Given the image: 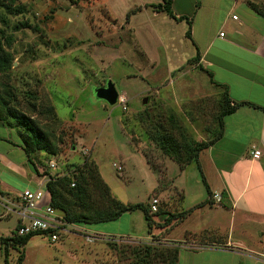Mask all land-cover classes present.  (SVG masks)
<instances>
[{
	"label": "rangeland",
	"instance_id": "rangeland-1",
	"mask_svg": "<svg viewBox=\"0 0 264 264\" xmlns=\"http://www.w3.org/2000/svg\"><path fill=\"white\" fill-rule=\"evenodd\" d=\"M159 1L3 0L11 9L19 7L21 11L8 12L4 4L0 6V39L9 35L10 44L5 49L12 57V65L0 81L11 87L14 104L33 117L57 145L54 156L44 151L33 153L35 168L53 173L47 167L48 160L56 162L57 171L89 156L111 194L120 201L148 204L151 197H156L159 208H191L186 215L189 218L170 229L167 236L181 241L182 231L188 228L194 233L187 232L185 236L198 239L199 235L200 240H205L207 234L202 230L213 225L197 209L208 204V193L196 161L179 170L153 141L142 140L139 146L131 143L121 118L128 115L130 121L143 109L160 114L161 119L172 114L193 139L209 138L222 89L215 84L217 75L210 76L209 68L199 69L192 59L194 44L198 46L200 36L207 35L212 40L210 53L223 50L232 58L240 50L224 45L219 32L225 37L235 36L230 34L231 29L242 20L246 21L241 28L244 34L235 38L251 40L261 21L247 9L246 0H171L172 13L182 15L180 20L154 11L151 5ZM249 1L264 11V0ZM232 14L238 21L231 20ZM249 17H257L254 19L260 23ZM186 18L191 19L194 44L184 36ZM106 81L112 83L117 96L124 97L125 110L117 101L109 105L93 95V89L104 86ZM29 94L36 98L34 111L29 106L33 102ZM144 97L147 100L142 104ZM48 105L54 108L55 122L42 109ZM5 137L8 139L0 140L1 148H8L12 142L20 144L15 127L0 125V138ZM228 145L224 139L215 147L228 150ZM84 148L88 149L86 154L82 153ZM22 167L33 175V166L27 160ZM204 171L209 180H215L206 167ZM38 188L44 189V185ZM15 190H19L18 185ZM196 202L201 205L194 207ZM165 216L156 214L152 219L160 223ZM15 218L12 213L0 218L1 237L11 234L17 224ZM161 230L152 227L154 241H158ZM149 235L142 212L134 210L110 221L73 224L54 242L47 235H32L20 248L22 262L129 264V258L120 250L138 242H151ZM2 249L0 246V264ZM19 251L17 247L8 249L7 264H18ZM208 257L206 251L204 264H208ZM212 262L216 264V258Z\"/></svg>",
	"mask_w": 264,
	"mask_h": 264
},
{
	"label": "crops",
	"instance_id": "crops-1",
	"mask_svg": "<svg viewBox=\"0 0 264 264\" xmlns=\"http://www.w3.org/2000/svg\"><path fill=\"white\" fill-rule=\"evenodd\" d=\"M257 17L261 23L254 19ZM257 17H249L251 21L261 24L251 40L235 38L244 34L241 28L246 21L239 20L231 29L230 34L235 36L225 37L219 32L224 45L240 50L232 58L223 50L210 53L212 40L207 35L200 36L199 45H195L199 52L196 63L206 70L209 68L212 76L214 73L217 75V83L226 86L232 101H247L258 107L240 105L225 115L222 118V136L198 154L196 164L209 194L205 199L208 204L197 209L206 215L213 226H206L207 229L202 230L207 234L205 240H200L199 235V240L185 236L187 232L194 233L188 228L182 231L181 241L180 238L165 237L167 241L180 243L176 264L181 261L183 264H204L206 251H209L208 264H215L210 263L215 258L216 264H264V110L259 108H264V16ZM231 20L238 21V17ZM6 139L0 138L1 141ZM224 139L229 142L230 148L217 150L215 146ZM9 145L6 149L0 147V196L5 197L6 194L11 198L23 188L39 187L46 177H40L34 171L33 175L27 172L22 167L27 160L23 150L17 142ZM254 148L260 151L258 158L250 155ZM203 154L206 159L201 157ZM204 167L216 177L215 180L214 177L211 179L213 181L208 179ZM17 185L19 190L16 191ZM214 192L220 193L218 201L212 197ZM0 207V218L7 216L2 202ZM188 218L186 216L184 221ZM15 221L16 224L17 217ZM210 252H214L211 253L213 255Z\"/></svg>",
	"mask_w": 264,
	"mask_h": 264
},
{
	"label": "trees",
	"instance_id": "trees-1",
	"mask_svg": "<svg viewBox=\"0 0 264 264\" xmlns=\"http://www.w3.org/2000/svg\"><path fill=\"white\" fill-rule=\"evenodd\" d=\"M2 1L0 0V6L4 4L8 12L16 11L18 13L21 11L19 7L11 9L9 5L2 3ZM246 5L254 13L264 16V11L256 7L251 1L246 0ZM151 6L154 11H163L170 18L175 20L182 19V15L174 16L172 13L171 0H161ZM195 6H197L196 3ZM0 18H3L1 13ZM186 24L187 28L184 36L194 44L190 34V18H186ZM9 41V35L4 36L2 40L0 39V76L5 74L12 65L11 54L5 49V45L8 46L10 44ZM194 47L195 55L192 59L197 61L199 52L195 44ZM197 67L203 71H208L202 68L201 65H197ZM208 74L210 75L211 73L208 72ZM215 84L222 89V92L217 103V110L212 119L213 130L209 131V138L195 140L186 134L174 115L169 114L167 117L161 119L160 114H149L143 109L141 113L137 114V117H133L130 121L128 115L121 118L122 126H124L129 135V141L133 144L137 143L138 146L139 143H142V140L143 142L145 140L147 143L153 141L163 154L172 158L179 170L183 169L192 160L197 161L198 154L222 136V118L225 115L232 113L240 105L258 107L247 101H232L227 93L226 86L217 82ZM11 90V87L5 81H0V123L7 127L16 128L20 138V144L18 145L23 150L27 161L32 164V170L36 172L35 165L31 160L33 153L44 151L46 154L54 156L57 154V145L51 140L49 133L33 117L27 115L25 111L19 109L14 104L13 101L16 99L14 92ZM28 97L33 100V102L29 103V106L34 111L36 108L34 106L36 98L33 94H29ZM259 108L264 110L263 107ZM42 109L47 115L49 114L48 116L52 117L54 122L57 120L52 105L45 106ZM122 109L125 110V106ZM115 169L118 171L120 167L119 169ZM54 171V173L45 171L43 174L38 175L46 176L43 185L44 191L48 195V204L59 211L66 222L74 225L105 222L118 218L122 213L140 210L146 223V231L150 234L149 239H151V242H138L135 245L121 249L120 252L127 255L129 264L177 263L178 252L181 248L180 243L167 241L165 237L170 229L186 217L191 208L169 211L163 207H157L158 201L155 211L150 212L149 203L120 201L111 194L108 185L98 172L96 163L89 156H83L81 161L72 164L67 163L61 170ZM200 175L205 190L209 194L208 186L201 172ZM199 205L201 203L195 204L194 207ZM162 213L166 214L162 222H155L152 219L153 215ZM153 226L162 228L160 237L157 238L158 241H154L151 238ZM16 227L15 225L10 235L5 237L0 236V246L3 247V264H7L8 249L16 247L18 250H21L17 255L16 261L18 264H23V250L20 248L32 235L43 234L35 232L16 235ZM190 238L194 237L190 236Z\"/></svg>",
	"mask_w": 264,
	"mask_h": 264
},
{
	"label": "built area",
	"instance_id": "built-area-1",
	"mask_svg": "<svg viewBox=\"0 0 264 264\" xmlns=\"http://www.w3.org/2000/svg\"><path fill=\"white\" fill-rule=\"evenodd\" d=\"M232 19H235V15H231ZM221 34V33H219ZM116 101L122 104L124 108L125 99L123 96H117ZM85 149L82 151L86 154ZM252 158H258L260 151L258 149H252L250 151ZM56 162L54 160L47 161V167L51 170H56ZM119 169V166L116 167ZM36 173L43 174L47 171L46 168H35ZM45 177V175H42ZM212 197L216 201L220 199V195L217 192L212 194ZM5 214H14L17 217V224L15 229L16 235H25L28 233H43L47 235L50 242H54L60 238L64 233L68 232L73 224L66 222L61 213L48 204V195L44 189L40 188H23L14 197L0 196ZM158 199L151 197L149 201V211H155ZM89 237H86V239ZM92 239V238H91ZM91 241V240H90Z\"/></svg>",
	"mask_w": 264,
	"mask_h": 264
},
{
	"label": "water",
	"instance_id": "water-1",
	"mask_svg": "<svg viewBox=\"0 0 264 264\" xmlns=\"http://www.w3.org/2000/svg\"><path fill=\"white\" fill-rule=\"evenodd\" d=\"M93 95L98 99L104 100L107 104L112 105L116 102L118 94L112 83L110 81H106L104 86H98L93 89ZM146 100L147 98L144 97L142 99V104H144Z\"/></svg>",
	"mask_w": 264,
	"mask_h": 264
}]
</instances>
